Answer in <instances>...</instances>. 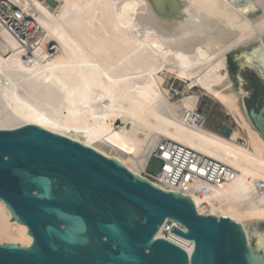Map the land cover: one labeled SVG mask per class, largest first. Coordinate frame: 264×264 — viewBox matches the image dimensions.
Wrapping results in <instances>:
<instances>
[{
  "label": "bare ground",
  "instance_id": "bare-ground-1",
  "mask_svg": "<svg viewBox=\"0 0 264 264\" xmlns=\"http://www.w3.org/2000/svg\"><path fill=\"white\" fill-rule=\"evenodd\" d=\"M46 1L0 0V16L15 19L4 24L0 17V130L35 125L163 191L205 188L182 195L200 215L239 224L250 244L242 223L264 221V138L246 116L227 55L264 49V0ZM169 81L183 84L179 99ZM203 97L237 125L229 136L207 127L198 110ZM161 140L231 178L220 186L198 177L176 185L163 173L148 174ZM12 218L0 200V245L29 247L28 228ZM169 221L155 237L190 253L193 243L170 232Z\"/></svg>",
  "mask_w": 264,
  "mask_h": 264
},
{
  "label": "water",
  "instance_id": "water-1",
  "mask_svg": "<svg viewBox=\"0 0 264 264\" xmlns=\"http://www.w3.org/2000/svg\"><path fill=\"white\" fill-rule=\"evenodd\" d=\"M232 73L264 138V49L239 55ZM0 200L33 239L0 245V264H264V221L242 223L247 244L239 224L35 125L0 130ZM167 220L185 228L170 232L193 243L190 253L155 237Z\"/></svg>",
  "mask_w": 264,
  "mask_h": 264
},
{
  "label": "built area",
  "instance_id": "built-area-1",
  "mask_svg": "<svg viewBox=\"0 0 264 264\" xmlns=\"http://www.w3.org/2000/svg\"><path fill=\"white\" fill-rule=\"evenodd\" d=\"M3 9L8 14H11L6 6H3ZM0 17L5 18L6 21H2L4 22V24H7V22L9 21L12 22L15 20L14 18H10L9 16H5L3 14ZM0 20L3 19L1 18ZM19 23L24 27V29L27 30L29 28L25 19H22ZM10 26H12L11 28L17 29L20 27L12 23H9V29H11ZM23 37L24 36L22 34L19 35V38ZM153 159L157 160L160 163L159 171L156 174L163 173L176 185H179L180 183L189 184L194 178L198 177L202 179L203 184L206 183L211 186H220L228 182L232 175L229 174L230 171L222 166L215 164L212 165V163L210 162H203L196 154H194L190 150H185L183 148H178L175 146H168L166 141L164 140L157 142L155 151L150 155L148 165ZM148 174L154 175L151 173ZM150 175H148L147 178L150 181H154L155 179ZM198 188L205 190V188L197 186L195 188L189 187L186 190L182 189L180 190V193L184 194V192H188L199 194ZM169 222L171 223V221ZM171 227H174L180 231L184 230L183 226H181L177 222L171 223Z\"/></svg>",
  "mask_w": 264,
  "mask_h": 264
},
{
  "label": "rangeland",
  "instance_id": "rangeland-1",
  "mask_svg": "<svg viewBox=\"0 0 264 264\" xmlns=\"http://www.w3.org/2000/svg\"><path fill=\"white\" fill-rule=\"evenodd\" d=\"M46 2L49 4L50 7H54L56 4L53 0H47ZM239 52L240 51L238 50L236 52H230L227 55L228 69L235 86L236 81L232 71L238 59ZM168 86H170L173 98L179 99L181 96L180 93L183 90V84L180 82L169 81ZM198 110L200 114L207 116V127L211 130H215L221 135L229 136L231 132L237 127L234 121L229 116L225 115L221 106L215 104L211 99L207 97H203L200 99ZM238 132L240 135H242V132L240 130ZM159 167L160 163L157 160L153 159L149 163L146 171L147 173L156 174L159 171Z\"/></svg>",
  "mask_w": 264,
  "mask_h": 264
},
{
  "label": "flooded vegetation",
  "instance_id": "flooded-vegetation-1",
  "mask_svg": "<svg viewBox=\"0 0 264 264\" xmlns=\"http://www.w3.org/2000/svg\"><path fill=\"white\" fill-rule=\"evenodd\" d=\"M259 102H260V100H258V103H256V104H259ZM256 104H252L251 106H255Z\"/></svg>",
  "mask_w": 264,
  "mask_h": 264
},
{
  "label": "trees",
  "instance_id": "trees-1",
  "mask_svg": "<svg viewBox=\"0 0 264 264\" xmlns=\"http://www.w3.org/2000/svg\"><path fill=\"white\" fill-rule=\"evenodd\" d=\"M252 104H250V106H251Z\"/></svg>",
  "mask_w": 264,
  "mask_h": 264
}]
</instances>
